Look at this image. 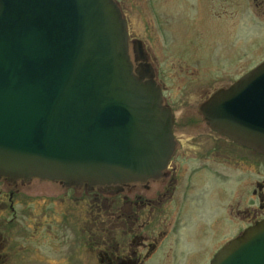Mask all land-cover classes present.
<instances>
[{
  "label": "flooded vegetation",
  "instance_id": "af4514ba",
  "mask_svg": "<svg viewBox=\"0 0 264 264\" xmlns=\"http://www.w3.org/2000/svg\"><path fill=\"white\" fill-rule=\"evenodd\" d=\"M115 1L133 72L158 88L170 111L173 151L159 175L107 187L0 176V264H211L228 241L264 218V154L215 129L201 111L262 61L233 77L222 71L239 64L243 43L251 46L256 37L227 41L224 53L212 45L200 52L208 66L199 87L196 68L182 77L165 59L186 36L179 39V20L187 25L192 3L158 0L155 7L144 0L147 12L136 14L137 0ZM250 6L255 17L264 16V0ZM232 31L227 24L222 36ZM152 33L160 45L152 44ZM169 83L182 95H169Z\"/></svg>",
  "mask_w": 264,
  "mask_h": 264
},
{
  "label": "water",
  "instance_id": "95a60500",
  "mask_svg": "<svg viewBox=\"0 0 264 264\" xmlns=\"http://www.w3.org/2000/svg\"><path fill=\"white\" fill-rule=\"evenodd\" d=\"M202 109L264 154V61ZM172 117L133 74L113 0H0V176L107 187L159 175ZM211 264H264V219Z\"/></svg>",
  "mask_w": 264,
  "mask_h": 264
},
{
  "label": "rangeland",
  "instance_id": "374dc122",
  "mask_svg": "<svg viewBox=\"0 0 264 264\" xmlns=\"http://www.w3.org/2000/svg\"><path fill=\"white\" fill-rule=\"evenodd\" d=\"M121 1L128 2L132 0ZM137 1L141 8H135L134 12H136V14L140 10H144L145 12H147V3L144 0ZM157 1L158 0H154L155 7L157 5ZM167 1L170 2L172 0ZM178 1L183 3V0ZM189 1L190 3H192L193 8L190 13L191 16L189 20H187V25L183 26L182 19L179 20L181 24V26H179V39L182 38V33L186 34V36L182 41L179 42V44L173 45V51L168 52L169 54H166L165 58L167 59L169 65L171 64V61H174V65L177 66V70H175L174 73L178 71V75H183L182 77H185V75H189L188 72L193 73L191 69L196 68V70H198L200 73L198 82L201 80L203 81V83L198 85L199 87H201L205 84V70H207L206 66H208V64L203 61L202 56H200V52L204 53V51H208L210 46L212 45L214 48L218 46L217 51L220 49L223 51L219 53H224V51L227 49V41H230L231 44L235 43L239 40L240 35L242 36L243 40L250 39L252 37H256V40L251 46L247 42H244L241 49V62H239V64H235L234 66L223 68L222 71L226 72V75L230 77L232 74L234 75L235 72L240 69V67L243 66L244 69L245 65L255 64L261 59L264 60V16L263 14H260L259 17L257 15V17H255V15L251 12L252 9L250 8V5L252 4V0ZM259 9L262 8L260 7ZM142 20L143 21L137 19L139 24H141L142 22H145V16H142ZM237 21L238 26L235 27ZM227 24H231L233 31L230 34L226 32L222 36V31ZM256 33L257 35H255ZM151 38L154 39L152 44H161V40H159L156 33H152ZM149 43H151V41H149ZM187 51H191L190 56L186 54ZM234 58L233 60H235ZM230 62L231 57L228 56L226 59V63L229 64ZM232 63H234V61ZM163 68L165 67L163 66ZM199 68H202L203 71L199 70ZM184 71L185 73L183 74L182 72ZM168 85L169 89L167 90V93L169 95H171L172 97L182 95V87H179L174 83H169ZM188 91L190 93H194L193 89L185 87L184 93ZM261 167L262 166H260V169ZM234 235L235 234L232 233L228 235V237H232Z\"/></svg>",
  "mask_w": 264,
  "mask_h": 264
}]
</instances>
